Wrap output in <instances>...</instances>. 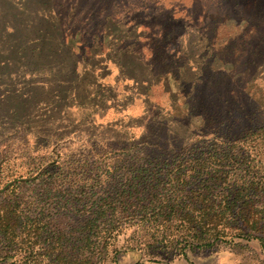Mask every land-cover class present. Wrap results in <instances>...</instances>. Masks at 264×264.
<instances>
[{"label":"rangeland","instance_id":"1","mask_svg":"<svg viewBox=\"0 0 264 264\" xmlns=\"http://www.w3.org/2000/svg\"><path fill=\"white\" fill-rule=\"evenodd\" d=\"M51 2L64 13L61 50L51 45L53 31L41 27L37 48L52 46L53 53L39 59L9 56L13 64L0 68V97L10 88L39 86L36 99L49 104L33 110L28 130L0 114V161L7 162L0 191L7 180H30L17 183L19 191L9 187L0 193V207L28 204L38 211L47 203L54 208L51 218L56 224L65 231L76 227L95 208L94 200L99 204L103 197L115 198L112 191L98 190L107 186L118 156L131 155L122 153L124 148L140 139L200 140L201 120L187 122L186 101L197 113H206L229 97L233 104L223 126L230 132L221 131L228 138L246 127L264 125V62H251L255 44L264 47V0ZM26 15L34 17L32 12ZM34 31L21 28L19 33L34 39ZM43 168L47 172L32 181ZM95 179L93 191H86L91 202L65 214L60 204L80 195L59 190L70 182L89 185ZM50 181L58 191H43ZM101 204L108 212L126 208L117 201ZM109 222L115 229L107 239L104 264H264V250L255 240L183 249L184 242L172 241L171 230L150 237L137 219L117 214ZM30 237L32 233L28 239H35ZM9 256L0 252V264H11Z\"/></svg>","mask_w":264,"mask_h":264},{"label":"trees","instance_id":"2","mask_svg":"<svg viewBox=\"0 0 264 264\" xmlns=\"http://www.w3.org/2000/svg\"><path fill=\"white\" fill-rule=\"evenodd\" d=\"M54 6L51 0H0V51L9 53L7 57H0V68L6 69L13 64L9 56L39 59L48 52L53 53L52 46L61 50L64 13L61 6ZM27 12H32L34 17L27 16ZM24 14L26 18L21 19ZM46 26L53 31L55 41L52 46L42 43L45 49L37 48L42 42L41 27ZM33 27L34 39L26 32L19 33L21 28ZM251 62H264V47L255 44ZM41 88H10L0 97V114L8 116L13 124H23L28 130L34 121L33 110L40 104L45 108L49 106L35 97L38 93L35 90ZM232 104L231 99L225 97L218 100V108L197 113L194 104L184 102L183 115L187 122L195 117L201 120L198 142L188 143L183 137L174 142L173 136L155 142L140 139L124 148L122 153L128 151L131 155L118 156L107 186L98 190L112 191L115 198L103 197L99 204L94 200L95 208L89 211L88 217L68 231L54 222L51 218L54 208L47 203L38 206V211H32L28 204L1 206L0 252L11 255V264H104L107 239L115 229L108 225L109 220L117 214L137 219L150 237L160 234L163 237L166 230H171L172 241L184 242L183 249L212 248L219 244L230 247L238 239L247 243L255 240L264 250V125L246 127L232 138L223 135L224 129L230 132L223 125L228 122L225 119L227 108ZM36 134L37 138L42 137V133ZM209 135L212 137L203 139ZM3 162L0 161L2 179V167L7 163ZM44 172L46 168L31 180H37ZM22 178L5 181L0 193H5L9 187L19 191L17 183L30 181ZM51 182L44 185L43 191L56 187ZM96 182L97 179L89 185L70 182L59 190L80 195V199L68 197L60 204L65 214L91 202L92 196L86 191H93ZM102 201L106 204L117 201L126 208L120 213L117 210L108 212L102 208L105 205ZM31 233L33 241L28 239Z\"/></svg>","mask_w":264,"mask_h":264},{"label":"crops","instance_id":"3","mask_svg":"<svg viewBox=\"0 0 264 264\" xmlns=\"http://www.w3.org/2000/svg\"><path fill=\"white\" fill-rule=\"evenodd\" d=\"M217 262H218V264H224V263H222V261H221V260H218Z\"/></svg>","mask_w":264,"mask_h":264}]
</instances>
